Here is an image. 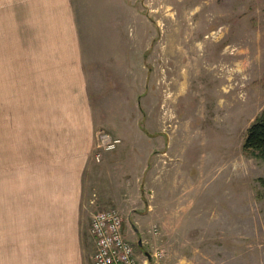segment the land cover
<instances>
[{
  "label": "rangeland",
  "instance_id": "374dc122",
  "mask_svg": "<svg viewBox=\"0 0 264 264\" xmlns=\"http://www.w3.org/2000/svg\"><path fill=\"white\" fill-rule=\"evenodd\" d=\"M72 4L96 133L122 145L101 162L90 157L92 181L73 229L81 239L73 237L72 257L36 258L30 234L38 222L26 220L36 204L24 202L32 190L18 193L23 178H8L17 146L8 98L0 96V251L21 257L0 264H92L93 216L111 208L136 249L160 247L165 264H264V158L244 148L248 129L264 113V0ZM22 5L0 0V76L10 90L26 51L16 34L24 14L9 12ZM28 87L21 85L24 113L33 101ZM11 100L19 103L10 98L9 106ZM19 117V126L28 124V116ZM11 210L22 216L15 222L26 240L12 247L2 217Z\"/></svg>",
  "mask_w": 264,
  "mask_h": 264
},
{
  "label": "crops",
  "instance_id": "0c3cea01",
  "mask_svg": "<svg viewBox=\"0 0 264 264\" xmlns=\"http://www.w3.org/2000/svg\"><path fill=\"white\" fill-rule=\"evenodd\" d=\"M17 1L24 5L17 6L16 10L11 6L9 14L19 10L24 14V29H18L16 34L19 50L26 51V58L18 68L20 59L17 61V75L11 80L14 84L11 90L10 86L5 87L10 80L0 76V96L19 101L11 100L10 106L6 103L10 135L16 139L17 146L16 152L11 153L16 171L13 167L14 173L8 178L24 179V183H18V193L32 190V196L24 202L32 200L36 204L32 210L35 213L26 216V220L38 222L35 223L38 230L30 234L34 233L31 242H38L34 256L72 257L68 252L74 248L73 237L81 239L73 229L79 224L84 192L91 185L90 157L94 160L98 137L94 113L86 97L88 65L83 41L72 0ZM23 83H29L28 88L32 90L33 101L27 113L20 107ZM35 95H39L41 103L38 99L36 104ZM4 108L1 101V114ZM20 115L28 116L25 121L28 124L23 127L19 126ZM22 163L31 165L24 169ZM2 217H6L11 247L15 241H26L18 230L22 225L15 222L22 216L11 210ZM29 225L27 222L26 226ZM11 253L0 251V258H21L20 254Z\"/></svg>",
  "mask_w": 264,
  "mask_h": 264
},
{
  "label": "built area",
  "instance_id": "2783aa9c",
  "mask_svg": "<svg viewBox=\"0 0 264 264\" xmlns=\"http://www.w3.org/2000/svg\"><path fill=\"white\" fill-rule=\"evenodd\" d=\"M121 145V139L105 132L98 133L94 147L96 161L101 162L106 152L115 151ZM89 233L94 244L92 264H165V254L160 247L151 246L148 253L136 249L126 237L118 209L96 213ZM154 233L157 234V230Z\"/></svg>",
  "mask_w": 264,
  "mask_h": 264
},
{
  "label": "trees",
  "instance_id": "16d2710c",
  "mask_svg": "<svg viewBox=\"0 0 264 264\" xmlns=\"http://www.w3.org/2000/svg\"><path fill=\"white\" fill-rule=\"evenodd\" d=\"M246 151L259 152L264 158V113L248 129L244 143ZM264 185V180H261Z\"/></svg>",
  "mask_w": 264,
  "mask_h": 264
},
{
  "label": "bare ground",
  "instance_id": "6f19581e",
  "mask_svg": "<svg viewBox=\"0 0 264 264\" xmlns=\"http://www.w3.org/2000/svg\"><path fill=\"white\" fill-rule=\"evenodd\" d=\"M192 59V58H191ZM228 65V64H227ZM225 67V66H224ZM223 70V69H222ZM228 71V70H227ZM185 72V71H184ZM183 73V72H182ZM186 73V72H185ZM221 74V73H220ZM185 80V82H186V79H184ZM185 82H183V83H185ZM182 87H183V85H181ZM181 86H180V88H181ZM187 86V85H186ZM183 89H185V88H183ZM227 117V116H226Z\"/></svg>",
  "mask_w": 264,
  "mask_h": 264
},
{
  "label": "flooded vegetation",
  "instance_id": "af4514ba",
  "mask_svg": "<svg viewBox=\"0 0 264 264\" xmlns=\"http://www.w3.org/2000/svg\"><path fill=\"white\" fill-rule=\"evenodd\" d=\"M136 231H137V229H136Z\"/></svg>",
  "mask_w": 264,
  "mask_h": 264
}]
</instances>
